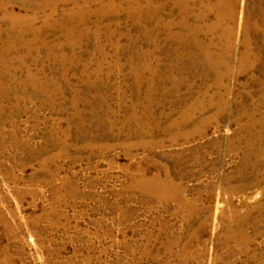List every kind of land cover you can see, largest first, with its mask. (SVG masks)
Here are the masks:
<instances>
[{
	"label": "rangeland",
	"instance_id": "rangeland-1",
	"mask_svg": "<svg viewBox=\"0 0 264 264\" xmlns=\"http://www.w3.org/2000/svg\"><path fill=\"white\" fill-rule=\"evenodd\" d=\"M213 1L0 0V55L23 18L16 73L44 86L0 96V264H264V0H236L227 73L189 31Z\"/></svg>",
	"mask_w": 264,
	"mask_h": 264
},
{
	"label": "bare ground",
	"instance_id": "bare-ground-1",
	"mask_svg": "<svg viewBox=\"0 0 264 264\" xmlns=\"http://www.w3.org/2000/svg\"><path fill=\"white\" fill-rule=\"evenodd\" d=\"M235 7H236V0H214L212 3L205 6L206 14L208 11L214 12L213 21L205 25L201 23V21H203V19L206 16L205 12H200V13L197 12V14L196 13L194 14V16H196V20L198 21V23L194 25V28H191L189 30L190 33L193 30V33L196 34L195 36H197V34H199L200 32H203V33L207 32L211 34L212 36H214L213 34L217 32V30L219 31V34L214 36V37H217L219 40H215L213 39V37H211L208 39V42L206 43V42L201 41L200 39H196L203 53L205 63H206V68L210 70H217V69L219 70L220 68H222L226 73L228 72L227 70L229 68V59H231L230 57H231V54L234 48L233 47L234 42L232 43L229 40L235 35V28L233 27V25H229V23L234 22L236 18ZM183 9H184V15L186 16L187 15L186 7L184 6ZM7 17L9 19L10 25H9V28H7L8 30L6 32V35H7L6 50H7V53H9L10 57L6 58L4 55H0V96L8 93V89L10 88V85L11 83H13V81L15 83V86H17L18 88L19 87L22 88V86L27 81H30L31 85L34 87L33 90L35 94L38 95V93H40L41 90H43V87H44L43 84L37 79V77L33 73L28 72V71L26 72L23 78L18 77L16 73V68H15L17 65L13 63L15 61L14 59H17L19 62H21L23 61V57H25V55L23 54L14 52L18 45H21L23 43L22 45L27 47V49L29 50L27 51V53H29L32 50L34 44H31L29 42L27 43L23 42L22 33L24 34L26 30L19 28L20 27L19 21L22 20L23 18L19 16H14L12 14H7ZM248 31H249V27L245 26L243 28V33H244L243 46L244 47L240 53V56H241L240 58L243 62L249 61L252 64H254L261 58V52L260 51L257 52L256 50L251 48V46L248 44V40H247ZM218 48L221 49V52L219 51L217 52L214 50ZM213 55H218V57H213ZM8 78H11L12 80L11 83H8L5 80V79L8 80ZM21 91H23V89H19L18 92H21ZM55 92L56 91H53L50 94L52 96H49V98L54 97ZM203 107L204 106L201 105L200 103H196L193 106H190L182 114L181 118L179 120L173 121L171 124H169V127L172 128V127H177L181 124H186L188 121L192 119V116L195 112H202ZM243 114H240L237 117L240 118L241 116H243ZM208 120L209 118H201L199 120V123L202 128L205 126ZM258 137L256 134L255 136L256 140H258ZM251 144L250 142L249 144H247L248 148L244 156L246 158L250 153V148L252 147ZM261 164H263L264 166V159L262 160ZM139 175H140L139 177L132 176L131 187H136L146 192L153 193L154 195H156L157 197L161 199L175 196L176 187L171 177L168 176V174L165 175L163 178L159 177V175H154L151 177H148L142 173Z\"/></svg>",
	"mask_w": 264,
	"mask_h": 264
}]
</instances>
